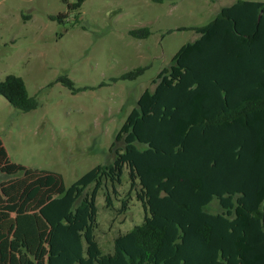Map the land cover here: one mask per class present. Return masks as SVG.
<instances>
[{
  "label": "trees",
  "instance_id": "1",
  "mask_svg": "<svg viewBox=\"0 0 264 264\" xmlns=\"http://www.w3.org/2000/svg\"><path fill=\"white\" fill-rule=\"evenodd\" d=\"M192 30L197 38L126 117L112 163L66 187L60 174L10 163L0 144V264H264V3L237 0ZM58 81L76 92L66 76ZM0 96L22 112L38 105L15 75ZM125 169L146 214L104 254L95 197L104 183L114 191ZM213 202L218 213L208 211Z\"/></svg>",
  "mask_w": 264,
  "mask_h": 264
},
{
  "label": "rangeland",
  "instance_id": "2",
  "mask_svg": "<svg viewBox=\"0 0 264 264\" xmlns=\"http://www.w3.org/2000/svg\"><path fill=\"white\" fill-rule=\"evenodd\" d=\"M77 1L0 0V82L7 75L22 78L38 103L22 112L0 96V144L10 163L60 174L66 187L112 163L111 145L140 95L153 90L178 49L197 38L192 28L237 0H83L78 9L67 8ZM60 14L67 17L58 20ZM144 27L148 38L128 34ZM137 68L144 71L136 79H120ZM63 76L76 92L58 81ZM95 207L94 236L104 254L146 214L127 169L114 191L110 183L98 190ZM208 211L218 213L217 203Z\"/></svg>",
  "mask_w": 264,
  "mask_h": 264
},
{
  "label": "water",
  "instance_id": "3",
  "mask_svg": "<svg viewBox=\"0 0 264 264\" xmlns=\"http://www.w3.org/2000/svg\"><path fill=\"white\" fill-rule=\"evenodd\" d=\"M262 224H263V228H264V210H263V214H262Z\"/></svg>",
  "mask_w": 264,
  "mask_h": 264
}]
</instances>
